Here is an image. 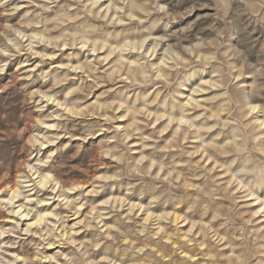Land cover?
Returning <instances> with one entry per match:
<instances>
[{
  "label": "clouds",
  "instance_id": "clouds-1",
  "mask_svg": "<svg viewBox=\"0 0 264 264\" xmlns=\"http://www.w3.org/2000/svg\"><path fill=\"white\" fill-rule=\"evenodd\" d=\"M0 264H264V0H0Z\"/></svg>",
  "mask_w": 264,
  "mask_h": 264
}]
</instances>
